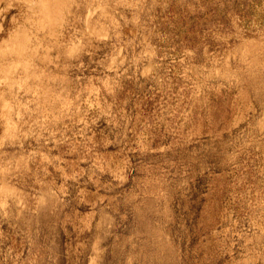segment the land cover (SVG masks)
Masks as SVG:
<instances>
[{"label": "rangeland", "instance_id": "rangeland-1", "mask_svg": "<svg viewBox=\"0 0 264 264\" xmlns=\"http://www.w3.org/2000/svg\"><path fill=\"white\" fill-rule=\"evenodd\" d=\"M0 264H264V0H0Z\"/></svg>", "mask_w": 264, "mask_h": 264}, {"label": "bare ground", "instance_id": "bare-ground-1", "mask_svg": "<svg viewBox=\"0 0 264 264\" xmlns=\"http://www.w3.org/2000/svg\"><path fill=\"white\" fill-rule=\"evenodd\" d=\"M59 5V4H58ZM61 5V4H60ZM56 12V11H55ZM52 13V12H51ZM45 14V13H44ZM48 16V15H47ZM52 17V16H51ZM52 19V18H51ZM50 20V19H49ZM47 21V20H46ZM53 22V21H52ZM55 22V21H54ZM51 23V22H50ZM17 47H19V46H17Z\"/></svg>", "mask_w": 264, "mask_h": 264}]
</instances>
